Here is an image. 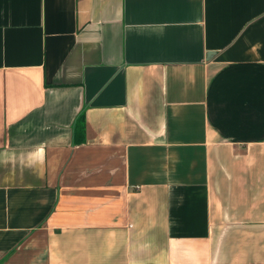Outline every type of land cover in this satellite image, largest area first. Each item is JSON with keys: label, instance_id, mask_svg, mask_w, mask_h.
Here are the masks:
<instances>
[{"label": "crops", "instance_id": "0c3cea01", "mask_svg": "<svg viewBox=\"0 0 264 264\" xmlns=\"http://www.w3.org/2000/svg\"><path fill=\"white\" fill-rule=\"evenodd\" d=\"M0 264H264V0H0Z\"/></svg>", "mask_w": 264, "mask_h": 264}, {"label": "trees", "instance_id": "16d2710c", "mask_svg": "<svg viewBox=\"0 0 264 264\" xmlns=\"http://www.w3.org/2000/svg\"><path fill=\"white\" fill-rule=\"evenodd\" d=\"M84 131V114L83 111L79 113L74 121L73 137L75 142L82 141Z\"/></svg>", "mask_w": 264, "mask_h": 264}]
</instances>
